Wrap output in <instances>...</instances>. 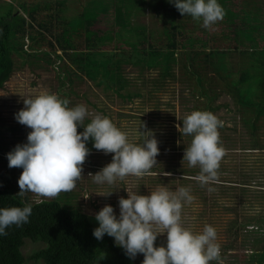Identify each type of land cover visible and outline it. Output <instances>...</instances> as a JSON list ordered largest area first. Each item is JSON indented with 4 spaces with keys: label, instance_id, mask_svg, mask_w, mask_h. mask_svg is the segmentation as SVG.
I'll list each match as a JSON object with an SVG mask.
<instances>
[{
    "label": "rangeland",
    "instance_id": "rangeland-1",
    "mask_svg": "<svg viewBox=\"0 0 264 264\" xmlns=\"http://www.w3.org/2000/svg\"><path fill=\"white\" fill-rule=\"evenodd\" d=\"M89 2L0 0V18L7 14L10 7L14 8L8 42L14 69L0 88V117L4 123L18 127L8 132L3 128L0 133V183L16 192L20 190L18 179L23 169L9 168L7 157L3 154H8L18 144L27 143V135L32 131L15 119L16 113L24 108V98L54 93L67 99L69 107L84 105L92 115L108 117L117 128L127 133L131 143L143 145L148 136H154L159 149L156 165L150 170L151 175L117 179L113 185L97 184L90 174L95 175L111 163L114 154L96 150L90 138L86 147L94 152L89 151L90 155L86 157L87 164L83 165L81 179L72 191L61 192L56 199H63V202L60 200L62 204L80 206L94 218L105 205H110L119 218L118 201L121 197L128 198L126 188L137 191L139 195H150L151 191L161 186L173 192L180 187L189 188L195 199L183 208V226L196 233L201 232L205 225L213 226L217 231L216 242L220 245L222 264H248L251 255L257 253L254 250L255 239L264 231L258 225L259 219L264 217L263 121L258 122L253 134V126L244 121L248 117L245 108L231 94L224 91L219 93L216 100H211L212 105H220L214 110V115L223 122L218 132L219 146L225 150V155L219 164L218 178L224 177L228 181L224 189L221 184H212L208 188H214L215 191L209 192L205 188L202 193L201 189L195 187L194 177L182 178L179 171L173 170L175 167L179 169L181 163L188 164L183 161L185 148L182 145H188L192 140L190 135H183L177 125L182 128L183 119L197 111L194 105L206 101L205 97L198 96L197 85L184 80L180 73L178 78L162 77L160 67L142 70L140 65L124 60L122 72L128 84L122 92H141L140 96L132 99L120 95L110 80L98 83L99 76L95 80L85 74L68 76L69 72L76 70V66L66 55L67 47L58 41L64 39L67 42L71 39L73 25L82 19L84 8L86 14H93L94 10L99 9L97 2L92 3L91 8L86 7ZM150 11L145 4L136 6L133 20L160 28L162 21L152 16ZM263 14L264 11L260 15ZM103 16L101 12L98 18ZM62 29L64 33L61 35ZM211 32L218 31L212 29ZM73 40L77 43L75 47L86 49L84 31L75 34ZM49 41H57L56 50ZM110 51L121 55L127 52L126 49H114L113 46ZM36 53L38 56H35ZM220 86L218 80L215 91L220 92L223 89ZM90 122L91 117H88L84 125ZM77 131L82 133L84 126L78 125ZM31 194V199H37L35 194ZM96 224L99 227L98 221ZM166 243L167 234L164 233L157 236L154 246H166ZM39 247L37 243L27 242L23 252L27 256ZM134 259L137 264H142L144 256L138 253ZM25 264L42 263L28 261ZM209 264L218 262L211 261Z\"/></svg>",
    "mask_w": 264,
    "mask_h": 264
},
{
    "label": "trees",
    "instance_id": "trees-1",
    "mask_svg": "<svg viewBox=\"0 0 264 264\" xmlns=\"http://www.w3.org/2000/svg\"><path fill=\"white\" fill-rule=\"evenodd\" d=\"M89 1L86 7L97 2L99 9L86 14L84 8L82 19L73 25L71 39L67 42L57 40L68 48L66 55L76 66V70L68 73L69 77L85 74L95 80L99 76L98 83L110 80L120 95L132 99L141 92H122L128 84L122 72V60L140 65L142 70L160 67L162 77L178 78L180 73L184 80L197 85L198 96L205 97L206 101L194 105L196 110L214 114L220 105H212L211 100L227 91L245 108L248 117L244 121L253 126V134L258 122L263 121L264 126V16L260 15L264 11V0H217L226 15L210 28H205L202 20L181 15L170 0ZM141 4L162 21L160 28L133 20L134 10ZM13 12L14 8L10 7L0 18V88L14 69L8 46ZM101 12L104 16L98 18ZM212 29L218 32L212 33ZM81 31L85 32L86 49L75 47L77 43L73 40V36ZM63 33L64 30H60V34ZM57 41H49L54 50ZM111 46L127 52L115 54L110 51ZM48 57L50 59L49 53ZM218 80L223 88L220 92L215 91ZM15 127L4 123L0 117V133L3 128L8 132ZM189 145L190 142L182 147L186 149ZM178 166L179 169L175 167L173 170L179 171L182 178L195 177L200 172L199 166L189 167L182 163ZM221 178H218L220 183L213 184H221L224 189L228 180ZM195 182L201 192L212 185L201 187ZM19 191L0 183V208L32 206L29 223L22 227L13 225L7 229L6 236H0V264H25L28 261L42 264H137L125 254V249L115 244L113 237L107 234L101 240L94 237L93 231L98 227L96 219L80 206L64 203L66 206L62 204L63 199L61 202L56 198L34 200L30 192L20 196ZM258 222L264 229L263 216ZM262 232L255 239L257 257L253 253L255 255H251L248 264H264ZM27 242L37 243L40 247L26 256L23 247Z\"/></svg>",
    "mask_w": 264,
    "mask_h": 264
},
{
    "label": "clouds",
    "instance_id": "clouds-1",
    "mask_svg": "<svg viewBox=\"0 0 264 264\" xmlns=\"http://www.w3.org/2000/svg\"><path fill=\"white\" fill-rule=\"evenodd\" d=\"M181 15L202 20L205 28L222 21L226 15L217 0H170ZM24 108L15 115L21 124L32 129L27 143L18 144L8 154L9 168H22L18 179L19 193L31 192L37 199H52L61 192L72 191L81 179L86 157L94 150L86 147L91 138L93 147L105 154L112 153V162L95 175L97 184H115L117 179L151 175L159 154L158 141L148 136L143 145L129 142L127 133L117 128L108 117L92 115L86 106L69 107V101L54 93L24 98ZM91 117L86 126L84 120ZM183 127L177 128L183 135H191V143L185 149L183 161L189 167L199 166L194 179L201 187L218 182V168L225 150L219 146L218 128L223 122L208 111H193L183 119ZM84 126L78 133L77 126ZM128 198L121 197L119 218L110 205H105L96 215L99 227L93 235L101 240L105 234L113 237L115 244L125 249L134 259L143 254L142 264H209L220 259L217 231L205 225L201 232H193L183 226L182 212L185 204H192L190 189L180 187L175 192L161 186L150 195H139L126 188ZM209 192L215 191L209 187ZM110 194V193H109ZM107 194V195H109ZM259 209L257 208V212ZM32 206L0 208V236L15 225L29 223ZM167 234L166 246L155 247L158 235Z\"/></svg>",
    "mask_w": 264,
    "mask_h": 264
},
{
    "label": "crops",
    "instance_id": "crops-1",
    "mask_svg": "<svg viewBox=\"0 0 264 264\" xmlns=\"http://www.w3.org/2000/svg\"><path fill=\"white\" fill-rule=\"evenodd\" d=\"M264 16V15H263Z\"/></svg>",
    "mask_w": 264,
    "mask_h": 264
}]
</instances>
